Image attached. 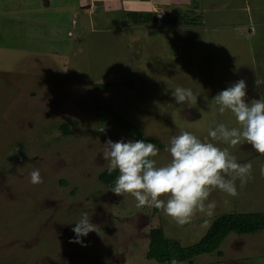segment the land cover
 I'll return each mask as SVG.
<instances>
[{"label": "rangeland", "instance_id": "obj_1", "mask_svg": "<svg viewBox=\"0 0 264 264\" xmlns=\"http://www.w3.org/2000/svg\"><path fill=\"white\" fill-rule=\"evenodd\" d=\"M213 1L221 9L222 0ZM73 2L0 0V7L17 10L0 12V264H159L144 256L151 228L160 226L165 236L187 246L219 214H264V156L247 143L218 146L228 148L238 163L250 162L253 178L243 188L237 181L236 197L212 192L215 215L197 213L183 226L153 207L137 208L134 197L118 196L111 191L114 185L98 179L108 165L103 144L134 140L112 121L113 114L158 139L163 148L153 159L158 166L166 164V146L181 129L204 139L218 123L238 127L230 111L218 112L214 97L240 80L241 72L259 79L256 87L247 88L246 101L259 99L256 93L264 99L259 63L264 58H246L233 39L224 37V46L208 50L203 33L190 29L167 28L156 39L152 28L109 30L119 19L115 9L87 17L100 31L85 27L90 19L83 20L81 30L79 19L74 17L78 25L70 22V14L81 10ZM86 12L91 11L82 10L80 18ZM209 13L202 11V20H209ZM105 16L112 22L104 24ZM262 33L256 27L258 43ZM104 82L111 84L93 87ZM176 87L191 89L193 99L177 104ZM101 127L104 132L97 130ZM37 169L43 182L33 185L29 174ZM83 211L98 232L81 237L82 245L70 240ZM237 236L229 232L219 254L195 255L192 264H263L264 229Z\"/></svg>", "mask_w": 264, "mask_h": 264}, {"label": "clouds", "instance_id": "obj_2", "mask_svg": "<svg viewBox=\"0 0 264 264\" xmlns=\"http://www.w3.org/2000/svg\"><path fill=\"white\" fill-rule=\"evenodd\" d=\"M246 92L247 84L240 79L214 97L218 112L230 111L238 127L228 128L218 123L208 129L204 139L181 129L166 146L170 155L166 164L158 166L153 159L158 155V149L152 142H113L108 139L102 151L103 159L108 161L107 172L112 174L118 170L119 173L111 191L118 196L131 195L137 208L154 207L179 226L190 223L197 213L213 217L217 204L209 199L212 192L236 197L239 195L237 181L243 188L253 178L250 162L238 163L228 148L218 145L235 148L247 143L257 154L264 156V99L246 101ZM172 96L177 104L183 105L193 99V92L189 88L176 87L172 89ZM97 130L105 131L103 127ZM260 174L264 176V165L260 167ZM29 175L31 184L43 182L38 169ZM72 231L75 237L70 242L82 245L81 237L97 231L89 212L81 213ZM169 264L179 262L173 258Z\"/></svg>", "mask_w": 264, "mask_h": 264}, {"label": "crops", "instance_id": "obj_3", "mask_svg": "<svg viewBox=\"0 0 264 264\" xmlns=\"http://www.w3.org/2000/svg\"><path fill=\"white\" fill-rule=\"evenodd\" d=\"M213 0H198L195 3V0H75V7L80 8L81 10L74 11V16L70 14L71 24H75V18L79 19V25H82L81 30L84 29L83 20L90 19L87 17L93 18L94 14L103 13L106 15L107 12L111 9H115V13L119 19H117L116 24L111 25L109 30H114L116 32L121 33L120 31L129 30L130 28H141L147 29L152 28L156 30V33L153 34L156 39L158 36H162V34L166 31L165 29H173L177 31L179 28L190 29L191 31H200L203 33L204 41L206 42V48L215 46L216 44L220 46H224V42H227V39H233L236 45H239L238 53H242L250 60H255V58H264V38L262 37L260 43L257 42L256 36V27L260 28L264 32V0H222L221 9L214 7ZM74 7V8H75ZM89 9L91 12H86L81 16L82 10ZM2 10L7 14L9 12L17 11L15 10V6L13 9L8 7L2 8L0 7V12ZM209 10L208 14L209 20H202V11L206 13ZM113 11V10H112ZM185 11L186 16L192 17L199 23L192 25H166V24H157V23H132L129 18L125 17L126 12H139V13H155L168 14V15H179L184 14ZM77 15V16H76ZM159 15V14H158ZM157 16V15H156ZM75 17V18H74ZM198 17V19H196ZM2 16L0 14V20ZM14 20H19V18H11ZM89 20L90 23L85 27L92 28L91 30L98 32L100 31L99 27H95L93 25L92 20ZM124 19L123 24H120ZM22 21H27V19H22ZM212 21V23H211ZM112 22L109 20V17L105 16L104 24ZM77 24V23H76ZM111 24V23H109ZM72 25V26H73ZM78 25V24H77ZM177 27V28H175ZM106 28V27H105ZM86 29V28H85ZM106 30V29H105ZM118 33V34H119ZM211 35H210V34ZM263 34V33H262ZM264 36V34H263ZM224 37L225 41L221 38ZM218 38V40H217ZM213 39V40H210ZM211 45V47H210ZM18 56V54L16 53ZM239 55V54H238ZM5 56V55H4ZM3 56V57H4ZM231 57V55H227ZM252 60V61H253ZM262 60V59H259ZM262 66H264V60L259 62ZM239 79H244L247 88H254L257 86L258 80L257 78H250L247 72H241ZM0 74V82H1ZM4 78V77H3ZM253 81V82H252ZM4 82L6 79L4 78ZM264 88V87H263ZM262 88V90H263ZM250 93L254 94L255 92ZM252 94V96H253ZM255 98H260L263 94L259 95L258 93L254 94ZM253 234V233H249ZM245 234H238L237 237L244 238L248 236H243ZM246 256V255H245ZM247 260L250 256H246ZM245 261V260H244ZM230 264H237L235 262H231ZM239 264H252L248 261L240 262ZM264 264V263H263Z\"/></svg>", "mask_w": 264, "mask_h": 264}, {"label": "trees", "instance_id": "obj_4", "mask_svg": "<svg viewBox=\"0 0 264 264\" xmlns=\"http://www.w3.org/2000/svg\"><path fill=\"white\" fill-rule=\"evenodd\" d=\"M125 17L129 18L132 23H152L155 15L152 13L126 12ZM161 21L166 25H192L199 23L189 16L162 14ZM111 83H96L93 87L96 89L103 88ZM115 122L124 131L132 134L134 140H144L152 142L157 148H163L161 142L152 137H147L142 130L135 124L116 116H111ZM63 132H67L66 124H60ZM118 170L108 174L107 169L98 174V179L108 186L114 185V179ZM154 211L156 208H152ZM264 229V214L259 212H241V213H224L215 216L202 236L194 243L182 246L177 240L164 235L160 226L151 228L148 231L147 249L145 251L146 259H153L159 264H169L171 259H176L179 264H192V258L195 255L210 253L218 250L219 244L229 232L236 234L256 233Z\"/></svg>", "mask_w": 264, "mask_h": 264}, {"label": "built area", "instance_id": "obj_5", "mask_svg": "<svg viewBox=\"0 0 264 264\" xmlns=\"http://www.w3.org/2000/svg\"><path fill=\"white\" fill-rule=\"evenodd\" d=\"M156 23L157 24H160L161 23V16L160 15H157Z\"/></svg>", "mask_w": 264, "mask_h": 264}]
</instances>
